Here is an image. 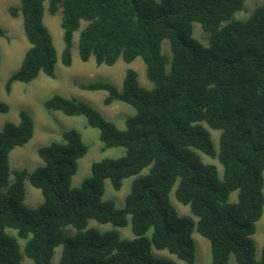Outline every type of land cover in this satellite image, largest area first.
<instances>
[{
	"label": "trees",
	"instance_id": "obj_1",
	"mask_svg": "<svg viewBox=\"0 0 264 264\" xmlns=\"http://www.w3.org/2000/svg\"><path fill=\"white\" fill-rule=\"evenodd\" d=\"M245 1L21 0L20 7L9 8L13 18L22 16L30 49L9 78L8 93L15 83H30L41 73L55 78L58 55L44 17L46 10L55 16L60 9L65 67L73 63L74 33L86 22L79 39L82 62L94 57L98 66L112 67L141 58L154 87L141 86L134 70L127 71L121 89L108 82L79 85L105 92L107 106L133 107L136 113L124 130L76 98L54 95L45 102L48 111L85 117L99 130L103 150L125 149L120 158L93 163L78 188L71 183L88 147L77 130L64 131L62 142L38 149L42 165L28 172L12 170L10 154L32 140V117L21 111L18 124L4 126L0 264H23L24 257L52 264L58 247L59 264H177L156 256L153 248L194 264L195 231L209 241L212 264H228L232 255L238 264H264V246L257 260L253 239L264 212V0L248 20H235ZM194 24L201 25L208 46L194 37ZM5 35L0 26V39ZM165 40L171 57L162 52ZM8 112L0 99V114ZM211 129L221 132L218 151ZM202 155L218 160L222 179ZM132 177L124 208L104 200L107 180L120 191ZM26 181L43 195L37 208L24 205ZM174 189L176 200L189 206L197 221L178 214L170 200ZM235 191L238 200L231 203ZM129 217L133 239L88 228L91 220L126 228ZM68 227L76 230L72 238L62 232Z\"/></svg>",
	"mask_w": 264,
	"mask_h": 264
},
{
	"label": "rangeland",
	"instance_id": "obj_2",
	"mask_svg": "<svg viewBox=\"0 0 264 264\" xmlns=\"http://www.w3.org/2000/svg\"><path fill=\"white\" fill-rule=\"evenodd\" d=\"M263 3V0H246L243 10L235 15L234 19L238 21L248 20ZM21 0H0V26L6 32L4 38L0 39V99L9 105V112L0 114V131L3 130L7 123L18 124L20 121L19 114L21 111L27 112L34 121V135L32 140L23 147L16 148L10 154V165L12 170L34 171L42 165V160L38 156V149L48 146L53 142H62V134L67 130H77L83 138V142L88 147L87 154L79 160V167L76 175L72 179L71 186L78 188L82 182L90 177L91 167L95 162L107 158H120L125 155L124 148H112L103 150V144L100 141V132L88 126L85 117H68L59 111H48L44 104L54 95H61L66 98H76L87 103L97 110L107 120L113 122L119 129L124 130L127 118L134 116L136 111L133 107L125 103H116L111 106L104 104L106 98L105 92H89L82 90L79 85L90 84L94 82H108L115 85L118 89L122 88L128 70H134L138 73L141 86L146 89H152L153 83L148 79L146 65L141 58H137L132 63H125L119 60L116 65L109 67L106 65L98 66L94 57L88 62H82L79 54L80 33L85 28L86 22H82L81 29L74 33L71 67H65L62 63V53L65 47L64 32L61 26L62 10L52 16L46 10L44 24L48 28L57 50L58 62L55 68V78H50L44 73L30 83H15L10 93L7 92L6 85L9 78L16 73L22 64L26 52L30 49L23 30V19L19 15L13 18L9 14V8L20 7ZM47 8V4H46ZM194 37L203 46H208V37L204 33L200 24H194ZM162 52L171 57L170 43L165 40L162 44ZM215 148L219 149L220 131L210 130ZM205 163L217 166L220 178H223V168L218 160L211 159L202 155ZM148 169L141 174L146 175ZM134 177L124 180L123 187L120 191H115L111 183L105 182L104 200L112 201L119 209L124 208L125 199L130 192L131 183ZM26 196L24 205L27 208H37L44 202L40 190L35 189L26 181ZM170 200L174 208L181 217H190L197 221L190 211L189 206L182 205L175 198V189L170 195ZM238 200V191L230 196V202L236 203ZM88 228H97L102 232L116 230L122 239H133L131 223L126 228H116L111 224H99L91 220ZM16 236L14 230L8 231ZM66 237L72 238L76 230L72 227L63 229ZM196 242L197 252L194 264H212L210 243L200 236L196 231L193 234ZM256 243V259L261 257V251L264 246V212L262 218L257 223L256 232L253 236ZM22 247L25 242L19 240ZM156 256L175 261L177 264H185L167 251H158L153 248ZM62 254V248L55 249L52 264H59ZM23 264H34L32 260L24 257ZM228 264H238L234 255L230 257Z\"/></svg>",
	"mask_w": 264,
	"mask_h": 264
},
{
	"label": "crops",
	"instance_id": "obj_3",
	"mask_svg": "<svg viewBox=\"0 0 264 264\" xmlns=\"http://www.w3.org/2000/svg\"><path fill=\"white\" fill-rule=\"evenodd\" d=\"M116 104V103H115Z\"/></svg>",
	"mask_w": 264,
	"mask_h": 264
}]
</instances>
